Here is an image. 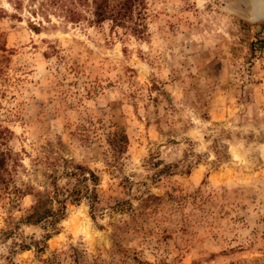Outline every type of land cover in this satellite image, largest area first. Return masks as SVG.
<instances>
[{"label": "rangeland", "instance_id": "obj_1", "mask_svg": "<svg viewBox=\"0 0 264 264\" xmlns=\"http://www.w3.org/2000/svg\"><path fill=\"white\" fill-rule=\"evenodd\" d=\"M49 8L0 0V264H264V0ZM78 163L96 200L21 221Z\"/></svg>", "mask_w": 264, "mask_h": 264}, {"label": "trees", "instance_id": "obj_2", "mask_svg": "<svg viewBox=\"0 0 264 264\" xmlns=\"http://www.w3.org/2000/svg\"><path fill=\"white\" fill-rule=\"evenodd\" d=\"M141 2L142 0H49L53 7L49 9L62 10L66 18L73 22L84 17L78 7H88L91 13L90 21L93 23L109 21L111 26H126L132 31H139L137 22L133 21V12L135 5ZM1 12L0 9V17L2 16ZM32 27L35 30L39 29V26L34 24ZM108 141L110 146L118 152L125 147L127 136L122 131L115 132ZM62 174L65 178L63 185H59V176H52L42 191L32 192L33 203L23 214L21 221L28 224L43 223L53 226L63 217L67 201L74 203L81 198H87L91 202L96 200V185L99 176L93 170L78 163ZM26 190L31 192V187L27 186ZM48 236L47 233L44 238ZM25 246L22 244V247Z\"/></svg>", "mask_w": 264, "mask_h": 264}]
</instances>
